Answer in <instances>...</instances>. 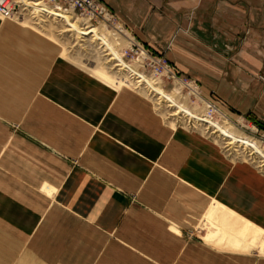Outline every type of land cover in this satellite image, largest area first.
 Returning <instances> with one entry per match:
<instances>
[{
  "label": "crops",
  "instance_id": "obj_1",
  "mask_svg": "<svg viewBox=\"0 0 264 264\" xmlns=\"http://www.w3.org/2000/svg\"><path fill=\"white\" fill-rule=\"evenodd\" d=\"M102 2L204 100L264 132V0ZM25 20L0 18V264H264L245 252L264 228V174ZM205 25L222 33L219 53L202 48ZM216 203L222 245L206 240ZM230 234L245 251L226 248Z\"/></svg>",
  "mask_w": 264,
  "mask_h": 264
},
{
  "label": "bare ground",
  "instance_id": "obj_2",
  "mask_svg": "<svg viewBox=\"0 0 264 264\" xmlns=\"http://www.w3.org/2000/svg\"><path fill=\"white\" fill-rule=\"evenodd\" d=\"M15 2V6L19 7L18 12L13 14L11 18L3 20H10L18 15L21 12L20 6L18 4H21V9L28 12L27 14L29 18L23 21L25 24H34L39 27H48V25H46L47 19H50L56 24H61L63 28L61 33L65 34L67 32H73L74 35L77 38L82 39L83 42L90 43L96 47L99 46V49L105 53V56H103L106 57V66L108 69L110 68L111 70H115L114 72L116 73H114V76L109 75L111 72L106 73L104 68H98L94 73L97 78L114 87L115 89H120L123 87L133 88L142 94H146L148 97L152 98L154 102L158 104V106L162 107L163 110L166 109L167 112L171 111L170 116L168 117H170V119L173 118V120L171 119L172 121H170L169 118L168 120L174 127L181 121L184 123V126H191L192 124L196 129L213 136L216 142H220V144L222 143L226 146V148L233 146L232 149L235 156L245 158L246 160L252 161L260 167H264V143L258 142L252 138L248 139L246 137H242L243 135H238L235 130L230 127V124L227 121H223L222 123L213 122L208 116V113L202 118L194 115L195 112L192 114V111L190 112L187 109L188 106L184 107V105L179 104L177 102V97H175L173 94H179L180 89L183 90L182 88H184V86H188L187 88L190 90V93H192L193 96H195V94L199 96L200 94L196 91L197 88L192 84L184 83L183 81H179V86H175L173 90L170 91H165L161 87L157 86L155 81L148 79L145 75L139 72L140 67L145 60V54L141 55L138 60L135 59L134 62H128L124 59L123 48L127 44L130 45L128 39H121L119 35L114 33L112 30L105 28V26H96L85 21H80L75 16H72V14L63 13L55 7L46 4L44 0H16ZM96 27L104 31L109 36V38L115 41L112 42L111 39L109 40V38L101 34ZM50 28L51 26H49V30L51 31L52 28ZM122 40L125 46L120 51L119 47L122 46L120 43ZM115 43L117 44L118 49H116L114 46ZM127 63L133 65L136 64L138 67H133ZM153 76L165 77L166 74L164 72L163 74L161 73ZM206 106L209 108V103L208 105L206 104ZM215 112H217V109ZM199 122H205V124ZM49 195H51V193H49ZM218 208L219 204H217L215 207H212L208 214H206L204 226L209 230L208 236L206 237L207 241H213L220 233V229L216 222L217 215L219 213ZM252 249H258L262 254H264V228L261 229L257 237L253 240L251 250Z\"/></svg>",
  "mask_w": 264,
  "mask_h": 264
},
{
  "label": "rangeland",
  "instance_id": "obj_3",
  "mask_svg": "<svg viewBox=\"0 0 264 264\" xmlns=\"http://www.w3.org/2000/svg\"><path fill=\"white\" fill-rule=\"evenodd\" d=\"M15 1L16 0H13L14 3H16ZM18 5L20 6V11L21 12L18 15H16L13 19L18 20L21 23L22 19H27L29 17H28V14H27L28 12H26L25 10L21 9L22 5L21 4H18ZM16 9H17V12H18L19 7H16ZM46 21H47L46 25H48V27L47 26L46 27H42V26L39 27V26L34 25V24L33 25L29 24L28 26H31L32 28H34L39 33H42L45 36H47L48 38H50L52 40V42H53L54 48L62 50V54H63V56L65 58L71 60L72 62H74L77 65L81 66L82 68H84L85 70L89 71L90 73H92L91 70H97L98 68H104L106 70V73H108V72L110 73L111 72L109 75H113L114 76V73H116V72H114L115 70H111L110 68L108 69V67L106 66V64H105L106 57H104L105 53L101 49H99V46L96 47L95 45H92L90 43L83 42V40L77 38L74 35L73 32H67V33L63 34V33H61V31H63V28H62L61 24H56L55 22L51 21L50 19H47ZM49 26H51V28H52L51 31L49 30ZM211 27L209 25L198 26L196 32L201 34V36H203V38L205 39L204 41H202V43H203L202 48L204 47L203 48L204 50H208L209 52L211 50L212 51H216V52L218 51V53H219L220 50H221L220 46H219L221 44L220 35H222V33L220 31H218L217 29L215 30L214 27H212V28ZM97 29L100 31L101 34H103L104 36L109 38V36L104 31L100 30L99 28H97ZM191 31H192L191 27H189V26L186 27V28H179L178 29V32L179 33L181 32L184 35H188V34L191 35L192 34ZM230 32H232V30ZM243 32H244V37H242V38L240 37L238 40H236V39L231 40L230 39L229 40L230 48H228V47H226V48L223 47V48L225 50L227 49L230 54H232L234 52L238 53L237 49L238 48L241 49L239 43H241L242 45H243V43L244 44L247 43V39H248V37H249V35L251 33V26L245 25V28H244ZM130 37L133 38V36L131 34H130ZM120 38L121 39H125L123 37H120ZM110 39L111 38H109V40ZM111 41L114 42L115 40L113 41L111 39ZM120 43L122 44V46L119 47V50L121 51V49L125 46V44H124L123 40ZM204 44H205V46H204ZM114 46L116 47V49H118V46H117L116 43L114 44ZM128 46L129 45L127 44L123 48V52H124L125 49L128 48ZM150 53H153V52L150 51ZM153 54L155 56L163 57V56H161L159 54H156V53H153ZM232 57L233 56H231V58L229 57V59H232ZM163 58L166 60L165 57H163ZM124 59H126V61H128V62H134L133 60H129V58H124ZM127 64H129V63H127ZM129 65H132L133 67H138L136 64H134V65L133 64H129ZM139 72L141 74L145 75L148 79H150L152 81H155V83H157V86L161 87L165 91L173 90V88L175 86H179V81L180 82L182 81L181 79H186L185 77H182L180 75H179V78H181V79H174V80L167 79L166 77H155V76H153L154 75L153 72L151 70H149V69H141V71L139 70ZM258 77H259V79L261 81L264 82V78L263 77H261V76H258ZM187 87L188 86H184V88H182L183 90L180 89L179 94H176V93L173 94V92H172V94L175 97H177V102L179 104L184 105V107L188 106L187 109L190 112L192 111L191 112L192 114L195 112L194 115H196L199 118H202L205 114L208 113V116L212 119L213 122L222 123L223 121H227V122H229L230 127H232L238 135H240V136L243 135L242 137H246L248 139L252 138V139H255L258 142L264 143L261 140L260 133L256 134V131H255L256 128L254 129L253 126L246 125V123H242L241 121H236V120H239L238 117L233 116V119L231 120L226 115L221 113L218 109H217V112H215L214 114H210L208 112V108L206 106V104L208 105V101L204 100L200 95L198 96L197 94H195V96H193V94L190 93V90ZM130 89L134 90L133 88H130ZM136 91L138 92V90H136ZM142 95H144L147 98H149L153 102L156 110L164 118V120L171 127H174L173 125L170 124V121H172L173 118H171L172 119L171 120L170 117H168V116H170L171 111L167 112L166 109L163 110V108L158 106V104L156 102H154V100L152 98L148 97L146 94H142ZM197 113H199V114H197ZM168 118L170 119V121L168 120ZM192 123H193V121H192ZM199 123H204L205 124V122H199ZM179 126H181L183 128H186V129H189V130L198 131L201 134H203V135H205V136H207V137H209V138L214 140L213 136H211V135H209L207 133H204V132L200 131L199 129H196L192 124H191V126H186V125L184 126V123L181 121V122L177 123V125H176V127H179ZM217 143L222 147L224 153L230 159H232V160H243L245 162H248V163L252 164L253 166H255L262 174H264V167H260L259 165L253 163L252 161L246 160L245 158L235 156V154L233 152V149H232L233 146H230V147L226 148V146L223 145L222 143L221 144H220V142H217ZM220 228H221L220 235H219V237L214 239V243L216 242L217 244L222 245L221 243L226 241V232L225 231L227 229V226H226V224H220ZM252 233H253L252 231L249 232V234L247 236L250 237V235ZM231 234L228 236V240H229L228 244H224L226 246V248L229 249V250H233V251H241V250L245 251V245L246 244H244L241 247L243 249H240V248L236 249L233 246V244L230 243L231 239H232ZM249 237H248V239H249ZM249 251H253V254H251V255L253 257H255L256 259H263L264 258V255L260 254L256 249L247 250L245 252H249ZM248 254H250V253H248Z\"/></svg>",
  "mask_w": 264,
  "mask_h": 264
},
{
  "label": "built area",
  "instance_id": "obj_4",
  "mask_svg": "<svg viewBox=\"0 0 264 264\" xmlns=\"http://www.w3.org/2000/svg\"><path fill=\"white\" fill-rule=\"evenodd\" d=\"M46 4L55 7L59 11L66 14H72L80 21H85L96 26H105L114 33L128 39L130 45L124 50V58L129 60H138L141 55H146L145 60L140 67L141 69H149L154 75L163 74L165 72L167 79L174 80L179 78V75L172 69L171 65L163 57L155 56L150 53L136 38H131L129 30L120 22L117 15L112 12L102 0H44ZM17 12L13 0H0V18L9 19ZM126 60V59H125ZM185 83H190L196 87V91L203 98L199 85L190 79H181ZM207 100V99H205ZM209 103V113L214 114L218 109L217 105L212 100H207ZM257 133H260L261 140L264 142V132H260L257 127H254Z\"/></svg>",
  "mask_w": 264,
  "mask_h": 264
}]
</instances>
